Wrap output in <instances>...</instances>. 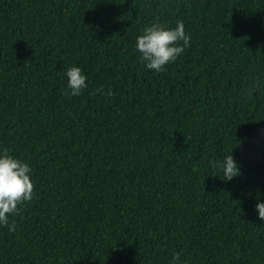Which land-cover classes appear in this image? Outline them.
Instances as JSON below:
<instances>
[{"label":"trees","instance_id":"obj_1","mask_svg":"<svg viewBox=\"0 0 264 264\" xmlns=\"http://www.w3.org/2000/svg\"><path fill=\"white\" fill-rule=\"evenodd\" d=\"M177 21L191 46L147 69L137 37ZM4 149L35 197L0 264H264V0H0Z\"/></svg>","mask_w":264,"mask_h":264},{"label":"clouds","instance_id":"obj_2","mask_svg":"<svg viewBox=\"0 0 264 264\" xmlns=\"http://www.w3.org/2000/svg\"><path fill=\"white\" fill-rule=\"evenodd\" d=\"M191 36L186 33L183 21H177L175 28H165L160 23H154L144 29L137 37L136 49L141 54L140 62L147 69L155 72L166 71V66L174 63L177 58L190 47ZM68 85L66 95L75 97L87 88V76L76 66L67 71ZM97 91H103L99 89ZM107 95L114 93L109 89ZM213 168L223 170L225 181H231L241 175L240 167L232 154L217 163L210 161ZM32 168L25 161L11 155L7 149L0 154V225L6 226L9 232L16 231L15 221L9 217L20 215L22 208L35 197L34 182L31 179ZM256 210L259 219L264 220V203H257ZM181 253L173 255L172 264H179Z\"/></svg>","mask_w":264,"mask_h":264}]
</instances>
